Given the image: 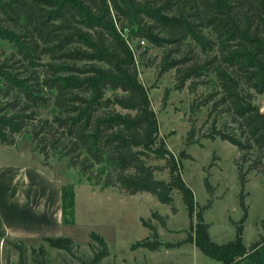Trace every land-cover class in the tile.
<instances>
[{
	"label": "trees",
	"instance_id": "trees-1",
	"mask_svg": "<svg viewBox=\"0 0 264 264\" xmlns=\"http://www.w3.org/2000/svg\"><path fill=\"white\" fill-rule=\"evenodd\" d=\"M0 40L9 46L0 55V146H15L28 135L43 164L66 159L96 186L149 193L174 213V189L192 210L194 194L180 176L158 179L148 161L169 152L157 147L160 125L140 65L154 64L159 77L175 71L179 91L207 89L190 112L209 108L208 120L225 117L220 127L214 121L206 138L238 150L244 217L235 239L215 243L200 212L191 237L177 244L160 241L157 227L145 222L150 236L136 248L158 251L191 242L220 264L247 258L263 264L264 238L247 247L243 235L249 175L264 173V112L255 103L264 96V0H0ZM152 49L160 51L157 62ZM194 135L192 129L188 144ZM170 162L174 172L175 158ZM206 185L211 192L208 180ZM62 208L64 223L74 224V185L63 186ZM155 217L167 225L165 217ZM91 236L92 256L83 258L72 238L43 240L81 264H101L111 255L108 244L95 232ZM6 237L0 219V242ZM7 243L19 264H50L44 248Z\"/></svg>",
	"mask_w": 264,
	"mask_h": 264
},
{
	"label": "rangeland",
	"instance_id": "rangeland-1",
	"mask_svg": "<svg viewBox=\"0 0 264 264\" xmlns=\"http://www.w3.org/2000/svg\"><path fill=\"white\" fill-rule=\"evenodd\" d=\"M8 50L7 43L0 40V55ZM150 56L157 62L160 51L152 49ZM140 79L148 90L160 125L157 147L169 152L166 157L150 155L148 161L155 168L158 179L172 182L173 177L180 176L185 181L194 194V210L178 189L172 192L177 209L174 213L171 206L146 192L128 195L118 188H98L90 176L70 166L66 159L54 157L45 165L43 157L33 151L28 135L18 137L15 146H0V161L40 164L53 175L61 176L66 185H74L75 223L67 226L63 237L72 238L80 245L75 253L81 258L92 256L91 234L95 232L106 240L111 253L101 264H219L191 242L174 248L164 246L158 251L136 248L139 242L150 236L145 225L147 221L157 227L160 241L177 244L191 237L192 228L202 212L203 220L210 225L212 240L222 245L235 239L236 226L244 217L240 205L242 188L235 165L238 150L227 141L206 138L214 121L220 127L226 118L208 120L209 108H203L196 114L190 112L192 103L202 99L208 90L200 87L197 93L192 94L186 87L179 91L176 89L175 71L159 77L154 64L140 65ZM255 103L264 112V96L257 95ZM192 129H195L194 139L188 144V133ZM171 157L176 160L174 172ZM206 180L212 187L211 192ZM245 193L248 216L243 236L245 245L250 247L264 238V173L249 175ZM209 201H212V206L202 210ZM158 215L166 218V226H162L155 217ZM25 243L30 249L44 248L50 264H81L77 258L55 249L44 240ZM0 264H19L17 251L3 241L0 242ZM241 264L254 263L246 259Z\"/></svg>",
	"mask_w": 264,
	"mask_h": 264
},
{
	"label": "crops",
	"instance_id": "crops-1",
	"mask_svg": "<svg viewBox=\"0 0 264 264\" xmlns=\"http://www.w3.org/2000/svg\"><path fill=\"white\" fill-rule=\"evenodd\" d=\"M65 185L61 176L53 175L40 164L0 161V219L7 233L3 242L22 240L33 244L46 237H63L71 225L65 224L63 217ZM262 249L264 244L260 254ZM261 258L264 264L263 254Z\"/></svg>",
	"mask_w": 264,
	"mask_h": 264
}]
</instances>
